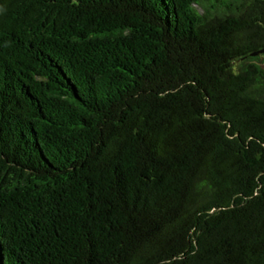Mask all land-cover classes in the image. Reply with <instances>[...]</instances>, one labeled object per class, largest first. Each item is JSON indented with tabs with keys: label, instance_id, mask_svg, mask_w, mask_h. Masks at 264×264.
<instances>
[{
	"label": "trees",
	"instance_id": "16d2710c",
	"mask_svg": "<svg viewBox=\"0 0 264 264\" xmlns=\"http://www.w3.org/2000/svg\"><path fill=\"white\" fill-rule=\"evenodd\" d=\"M0 264H264V0H0Z\"/></svg>",
	"mask_w": 264,
	"mask_h": 264
}]
</instances>
